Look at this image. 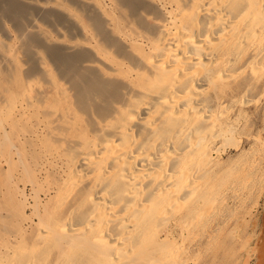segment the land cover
Returning a JSON list of instances; mask_svg holds the SVG:
<instances>
[{
  "label": "bare ground",
  "instance_id": "obj_1",
  "mask_svg": "<svg viewBox=\"0 0 264 264\" xmlns=\"http://www.w3.org/2000/svg\"><path fill=\"white\" fill-rule=\"evenodd\" d=\"M0 1L14 20L20 7ZM77 4L93 12H67L80 40L57 29L66 53L43 47L29 90L6 100L25 130L13 136L11 123L2 144L24 143L49 184L42 201L31 184L35 197L19 203L29 213L0 239V264H132L177 223L213 229L223 203L253 198L264 179V126L247 157L221 163L254 87L264 97V0ZM15 148L24 166L27 150Z\"/></svg>",
  "mask_w": 264,
  "mask_h": 264
},
{
  "label": "rangeland",
  "instance_id": "obj_2",
  "mask_svg": "<svg viewBox=\"0 0 264 264\" xmlns=\"http://www.w3.org/2000/svg\"><path fill=\"white\" fill-rule=\"evenodd\" d=\"M14 1L21 9L14 20L0 11V239L3 241L8 234L22 231L23 214L25 216L29 210L27 207L20 206V208L19 203L21 204L24 198L26 199L24 204L30 202L35 195H37L35 198H41L42 201L43 190L49 184L47 178L42 179L34 167H31L34 158L29 154L33 158H30L31 163L27 158L29 157L27 153L31 151L24 146V143L12 139L10 141L14 146L10 143L9 146L7 143L2 144L3 131L10 132L9 128H12V116L9 117L6 100L19 93L21 89L26 92L28 87L24 84V77L40 70L38 68L40 58L37 57L47 56L44 48L51 47L56 54L65 52L59 44L62 36L59 37L57 29H60L59 31L65 36H63L64 40H72L71 42L80 40L75 20H71L72 17L69 20L70 16L67 12H72L76 18L77 16L79 19L82 18L81 20L93 15V12L92 14L90 11L87 12L85 7H80L77 4L78 0L77 2L76 0ZM2 7L6 5L0 1V9ZM33 22L39 26L38 29L31 27ZM49 41L51 42L48 43ZM75 55L79 58L84 56V53ZM254 89L251 97L256 103L252 102L246 109L245 115L239 122L238 132L224 143L221 163L225 168L247 157V151L251 147L250 136L262 131L264 126V97L259 93V87ZM23 129L25 130V125L13 124L12 135L20 133L19 131ZM20 144L27 150L24 166L18 162L19 159L15 154V147L19 148ZM261 158L260 176H264V154ZM261 180L262 188L259 187L253 192L255 193L252 194L253 198L249 195L250 201L247 199L248 201L236 207L228 204V209L227 204L221 205L222 211L229 214L225 219L218 220V224L213 229H195L181 233L177 223L168 238L161 237L158 243L139 253L136 259L132 260V264H264V179ZM31 184L37 190L33 189L35 195L32 197L31 194L34 193Z\"/></svg>",
  "mask_w": 264,
  "mask_h": 264
}]
</instances>
